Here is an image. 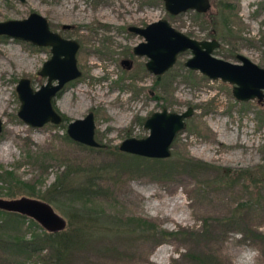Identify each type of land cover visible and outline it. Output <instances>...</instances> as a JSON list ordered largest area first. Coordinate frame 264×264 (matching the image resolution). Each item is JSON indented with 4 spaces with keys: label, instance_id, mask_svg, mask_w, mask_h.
<instances>
[{
    "label": "rangeland",
    "instance_id": "374dc122",
    "mask_svg": "<svg viewBox=\"0 0 264 264\" xmlns=\"http://www.w3.org/2000/svg\"><path fill=\"white\" fill-rule=\"evenodd\" d=\"M208 2L202 12L171 14L162 0H0V20L36 11L75 39L80 70L52 98L64 119L27 124L16 115L15 84L20 76L33 89L45 82L37 70L49 46L0 34V197L43 200L63 220L48 230L0 211V264H264V98L238 100L231 83L185 66L188 48L153 74L131 50L142 36L126 29L164 18L189 37L215 39L216 57L238 62L240 53L264 67V0ZM188 106L164 161L118 149L123 138L148 133L150 112ZM87 111L102 146L64 136ZM65 171L57 183L69 191L52 188ZM83 186L94 192L78 196ZM66 230L58 256L50 243L29 253L11 241Z\"/></svg>",
    "mask_w": 264,
    "mask_h": 264
},
{
    "label": "water",
    "instance_id": "95a60500",
    "mask_svg": "<svg viewBox=\"0 0 264 264\" xmlns=\"http://www.w3.org/2000/svg\"><path fill=\"white\" fill-rule=\"evenodd\" d=\"M162 1L164 8L171 14L187 8L202 12L209 7L208 0ZM68 26L61 24L62 28ZM128 29L142 36L143 40L133 45L132 50L137 55L147 57L144 66L153 74H161L171 66L179 52L188 48L191 55L183 61L185 66L197 69L209 78H219L231 83V93L238 100L264 98V67L240 53L236 54L238 62L214 56L211 50L218 44L215 39L189 37L172 27L164 18L147 22L144 26L131 24ZM0 34L28 40L36 45L49 46L50 54L37 70L38 74L46 76L45 82L33 89L25 76H20L16 81L15 91L19 100L16 115L32 126H40L45 122L59 123L62 117L54 108L52 98L65 82L80 75L75 58L78 42L50 29L46 17L36 11H30L22 18L0 20ZM191 111L188 106L180 112L165 107L150 112L142 122L148 133L142 137L123 138L118 143V149L152 158L169 156L170 143L175 134L183 129L185 118ZM93 128V114L87 111L82 117L68 121L65 133L76 142L102 146L94 139ZM0 209L29 216L48 230H57L63 225L62 218L51 206L36 198L0 197Z\"/></svg>",
    "mask_w": 264,
    "mask_h": 264
},
{
    "label": "trees",
    "instance_id": "16d2710c",
    "mask_svg": "<svg viewBox=\"0 0 264 264\" xmlns=\"http://www.w3.org/2000/svg\"><path fill=\"white\" fill-rule=\"evenodd\" d=\"M64 119V117L62 116V120ZM64 136L66 137L67 135L64 134ZM151 160L154 161H164V158H152ZM8 172V171H7ZM66 175V171L65 172H61V175H58L55 179V181H53L51 183V187H62L61 191L63 192H68L69 191V186L66 185H60L57 183V180H59V177H62ZM84 180H87V183H91L92 180L91 178H86ZM92 184V183H91ZM88 187V186H87ZM86 186H83L82 188H78L77 189V195L78 196H84V197H88V195L91 192H94L93 190H90L89 187L87 188ZM1 212H5V213H12L14 216H19V217H24V215L22 214H17L16 212H10V211H5V210H0ZM32 220V219H31ZM66 231H50V232H44L42 235L41 234H34L32 236H30V238H21L18 236H14V238L11 240L12 241V245L14 247H18L20 250L22 251H26V252H39L42 247L44 246V244L46 243H50L52 249V253L54 254V256H58L60 253L59 248L57 247V243H61L62 245L66 246L65 244L69 242L70 238H71V233H68ZM53 244V245H52ZM50 247V246H49Z\"/></svg>",
    "mask_w": 264,
    "mask_h": 264
},
{
    "label": "flooded vegetation",
    "instance_id": "af4514ba",
    "mask_svg": "<svg viewBox=\"0 0 264 264\" xmlns=\"http://www.w3.org/2000/svg\"><path fill=\"white\" fill-rule=\"evenodd\" d=\"M129 25H131V24H129ZM129 25H127L126 26V29L128 30V31H131V30H129L128 29V26ZM139 26V25H138ZM62 28V27H61ZM131 32H133V31H131ZM133 33H135V32H133ZM138 34V33H137ZM141 36V35H140ZM136 44V43H135ZM134 44V45H135ZM132 47H133V45H132ZM132 47H131V50H132ZM132 52H133V50H132ZM135 54V53H134ZM135 55H137V54H135ZM140 56V55H139ZM124 59H126L127 61H123ZM145 62V61H144ZM120 63L125 67V68H129L130 67V60L129 59H127V58H122L121 60H120ZM60 113V112H59ZM61 117H62V115H61Z\"/></svg>",
    "mask_w": 264,
    "mask_h": 264
},
{
    "label": "bare ground",
    "instance_id": "6f19581e",
    "mask_svg": "<svg viewBox=\"0 0 264 264\" xmlns=\"http://www.w3.org/2000/svg\"><path fill=\"white\" fill-rule=\"evenodd\" d=\"M12 53H14V52H12ZM11 56V55H10ZM10 58V57H9ZM15 58V57H14ZM19 58V57H18ZM12 59V58H11ZM57 104H59L58 102H57ZM242 142V141H241ZM2 147V146H1ZM1 150V149H0Z\"/></svg>",
    "mask_w": 264,
    "mask_h": 264
}]
</instances>
